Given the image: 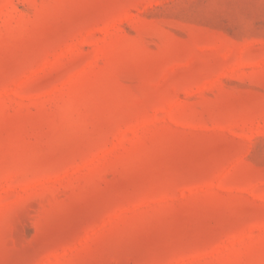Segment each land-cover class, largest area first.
<instances>
[{
  "label": "rangeland",
  "instance_id": "obj_1",
  "mask_svg": "<svg viewBox=\"0 0 264 264\" xmlns=\"http://www.w3.org/2000/svg\"><path fill=\"white\" fill-rule=\"evenodd\" d=\"M0 264H264V0H0Z\"/></svg>",
  "mask_w": 264,
  "mask_h": 264
}]
</instances>
